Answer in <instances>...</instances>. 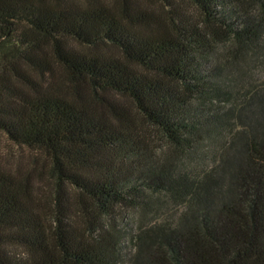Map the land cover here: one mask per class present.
<instances>
[{
	"label": "trees",
	"instance_id": "16d2710c",
	"mask_svg": "<svg viewBox=\"0 0 264 264\" xmlns=\"http://www.w3.org/2000/svg\"><path fill=\"white\" fill-rule=\"evenodd\" d=\"M157 1L0 0V130L45 158L0 163V264H264V0Z\"/></svg>",
	"mask_w": 264,
	"mask_h": 264
},
{
	"label": "rangeland",
	"instance_id": "374dc122",
	"mask_svg": "<svg viewBox=\"0 0 264 264\" xmlns=\"http://www.w3.org/2000/svg\"><path fill=\"white\" fill-rule=\"evenodd\" d=\"M146 2L149 3V5L153 8L159 7V1L157 0H146ZM191 12H195V10L193 11L192 9ZM253 79L257 83H261L262 81H264V67L261 69L259 68V70L255 71V73L253 74ZM126 103L130 108H132V105H130L127 100ZM135 119L141 132L150 140L156 154L162 155L163 153H166L168 151H173L171 143L159 129L152 125H149L138 115L135 116ZM222 140H224V138L205 141L200 145V150L202 151L206 160L209 161L213 158L214 151H216V154L220 151V149L222 148ZM186 160H188L187 167H197V161H194L191 158H188ZM0 163L4 166H7V168L11 169L14 172L16 169H18L19 171L24 173L33 171L36 166H40V164L45 163V158L44 155L35 148L20 146L16 144L10 138H8L6 133L0 130ZM36 171H41V166ZM30 182L32 183L33 189L37 190L41 196L48 199H51L53 197L52 181L48 176V172L45 173L44 171L39 174L32 173ZM170 204L171 202L167 201V203H164L163 208L166 209V206H169ZM143 215L147 218L152 217L151 211L149 209L140 210L131 207L120 206L116 212V215H114V217L108 221L110 225L107 226V229L109 230H111L113 226H116L117 228H127V238L123 239V246L126 253L125 258H127V255L134 250V244L130 238L131 230L135 229L137 220L140 219Z\"/></svg>",
	"mask_w": 264,
	"mask_h": 264
}]
</instances>
